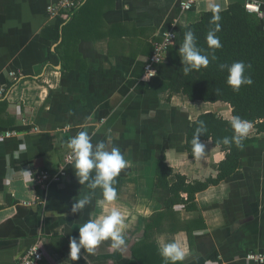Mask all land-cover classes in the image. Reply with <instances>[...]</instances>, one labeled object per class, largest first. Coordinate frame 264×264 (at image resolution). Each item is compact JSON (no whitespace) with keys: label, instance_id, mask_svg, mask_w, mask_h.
Here are the masks:
<instances>
[{"label":"crops","instance_id":"0c3cea01","mask_svg":"<svg viewBox=\"0 0 264 264\" xmlns=\"http://www.w3.org/2000/svg\"><path fill=\"white\" fill-rule=\"evenodd\" d=\"M60 1L0 0V90L6 89L0 97V264H15L36 243L42 264H143L140 257L171 264L160 255V240L180 241L186 255L177 264H259L246 255L264 251V132L251 123L248 136L256 139L238 172L199 192L196 210L176 205L166 212L169 194L156 177L161 158L188 181L218 175L226 152L203 140L204 154L190 157L187 132L208 111L231 119L232 107L192 101L166 83L177 79L182 60L179 27L246 0H199L185 12L180 0H75L81 3L76 17V10L51 16L48 6ZM174 27L178 40L157 76L144 80L155 44ZM80 131L93 144L118 146L127 161L114 178L113 202H104L101 189L80 185L73 163L65 183L46 189L36 183L39 171L59 170L67 141ZM79 192L90 193L92 202L73 213ZM113 207L124 214L126 245L116 251L104 241L71 259L69 241L78 228Z\"/></svg>","mask_w":264,"mask_h":264},{"label":"trees","instance_id":"16d2710c","mask_svg":"<svg viewBox=\"0 0 264 264\" xmlns=\"http://www.w3.org/2000/svg\"><path fill=\"white\" fill-rule=\"evenodd\" d=\"M77 14L76 10L74 16L76 17ZM216 15L220 17L219 21L215 22L220 25L217 36L220 38L222 47L219 49L209 47L205 39L207 32L215 27V23L211 21ZM188 30L193 31L197 47L201 49L202 54L209 57L210 63L207 67L193 69L185 74L184 65L179 62L177 64L178 77L166 83V88L182 92L192 101L228 103L232 107L233 116H240L253 123L258 133L264 132V17L248 12L244 3L234 2L223 10L205 11L199 21L180 26L182 44L184 34ZM213 55L216 57L215 60L212 59ZM237 61L250 65L247 68V74L253 83L242 85L239 91H234L226 82L227 70L221 71L219 65H230ZM231 119L208 111L200 114L191 123L187 132L185 147L190 157H194L192 140L200 122H203L206 128L199 138L200 142L212 140L215 146H220L226 152L225 159L217 166L218 175L216 177H209L204 181H188L186 175L175 173L173 168L166 163L165 158L159 159L156 168L157 186L169 194L164 205L166 212L176 205H183L188 210H196L198 208L196 195L199 192L238 172L246 146L256 138L247 136L243 140L242 148L234 143L230 146L223 145L222 139L234 134L230 125ZM140 260L146 264L141 257Z\"/></svg>","mask_w":264,"mask_h":264},{"label":"clouds","instance_id":"9594fccd","mask_svg":"<svg viewBox=\"0 0 264 264\" xmlns=\"http://www.w3.org/2000/svg\"><path fill=\"white\" fill-rule=\"evenodd\" d=\"M218 15L212 18L211 23L219 21ZM220 25L215 23V27L210 29L206 35V43L209 47L219 49L222 47L217 32ZM184 65L185 74L193 69L198 70L201 67H207L210 63L209 57L202 54L197 47L196 37L192 30H188L184 34V41L179 49ZM213 60L216 57L213 55ZM243 61H237L232 64H220L221 71L227 70V84L234 91H239L242 85H251L253 83L251 77L247 74V68ZM233 129V136L224 137L221 143L230 146L233 143L237 147H243V140L248 136L252 127L251 122L242 119L240 116H233L230 121ZM206 131L203 122L196 129L192 140V154L195 158L201 157L205 152V145L200 142V136ZM67 147L72 153V168L78 183L86 186L89 190H102L104 202H113L117 198L116 189L113 187L114 178L119 172L127 166V161L122 155L118 146L113 145L109 150L108 145L104 141L92 143V138L87 131H80L67 141ZM25 173H29L25 171ZM92 202L91 194L85 192L82 197L80 192L72 206L71 211L76 213ZM127 227L124 214L120 209L113 207L106 215H102L96 219H92L82 224L78 228V236L70 238V258L77 260L81 250L92 253L94 249L104 241H111L110 247L119 251L126 245L124 230ZM159 252L166 262L177 264V262L185 259L186 250L182 247L180 241L173 240L171 242H159Z\"/></svg>","mask_w":264,"mask_h":264},{"label":"built area","instance_id":"2783aa9c","mask_svg":"<svg viewBox=\"0 0 264 264\" xmlns=\"http://www.w3.org/2000/svg\"><path fill=\"white\" fill-rule=\"evenodd\" d=\"M199 0H180L181 11L192 10ZM75 0H62L58 3H51L48 6V12L51 16H57L62 11L73 12L80 6ZM263 2L258 0L244 1L245 9L250 13H255L260 17H264V10L262 8ZM181 35V34H180ZM179 38V31L176 27L167 30L163 33L161 41L155 44L151 55L148 57L144 64V80H152L158 74V66L166 59L169 50ZM11 75L16 80V73L12 72ZM6 92L5 88L0 90V97ZM14 133L6 132L4 137H10ZM2 135V134H1ZM2 135V136H3ZM73 163L71 150L65 155L64 163L60 166L59 170L52 172L50 170H41L35 177L36 183L42 188L46 189L51 182L65 183L68 177V165ZM44 260V253L39 243L34 244L29 248L15 264H42ZM246 260L259 264H264V251H251L247 253Z\"/></svg>","mask_w":264,"mask_h":264}]
</instances>
